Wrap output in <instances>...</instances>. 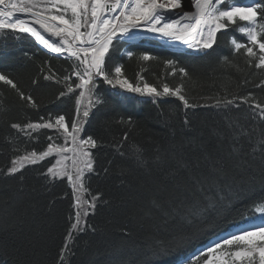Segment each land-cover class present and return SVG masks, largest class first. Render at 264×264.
Wrapping results in <instances>:
<instances>
[{
	"label": "snow or ice",
	"instance_id": "6c2138e0",
	"mask_svg": "<svg viewBox=\"0 0 264 264\" xmlns=\"http://www.w3.org/2000/svg\"><path fill=\"white\" fill-rule=\"evenodd\" d=\"M229 31L245 39L230 37L229 54L218 57L216 63L234 70L239 82L231 90L222 87L211 95H191V86L199 81L176 59L162 61L170 69L168 76L179 77L175 85L163 79L154 85L139 73L132 81L123 65L112 59L114 42L149 38L168 47L182 44L209 56V50L215 51L214 46ZM0 34L17 40L34 38L49 53L66 54L72 61L68 74L59 73L46 61L40 78L31 82L34 89L49 86L43 82L59 86L49 103L71 101L70 116L51 111L41 114L48 105L39 103L10 74L0 72V83L14 94L21 110L38 116L6 122L10 131L0 141L5 158L10 157L0 166V183L10 190L4 193L0 247L23 252L22 264H41L37 251L55 223L49 217L57 201L67 199L70 203L50 264H75L81 243L86 250L94 242H103L107 249L97 248L102 259L88 264H132L123 253L133 229L151 238L143 264H152L148 257L184 248L215 227L217 218H225L251 198L252 206L240 215L253 222L203 248L188 264H264V195L255 196L254 179L258 170L259 189L264 193V96L245 91L249 85L264 91V78L258 83L251 79L264 73V0L243 4L236 0H0ZM126 55L134 54L128 51ZM137 59L160 58L144 53ZM98 84L118 95L146 98L159 110L157 120L166 129L165 139L149 137L150 152L143 145L128 146L125 151L133 132L143 134L141 123L131 116L98 122L102 131L124 126L121 141L106 145L102 135H83L91 117L109 107L106 95L110 93L101 95ZM171 98L179 104L175 111H166L162 105ZM200 109L209 110L211 117L201 116ZM41 135L48 142L37 148ZM105 147L115 150L119 163L114 159L100 163L97 151ZM30 169L46 193L65 180L71 191L52 196L43 208L18 199L24 195L25 172ZM242 173L250 179L238 180ZM93 176L115 178L116 183L110 192L98 189L93 193L89 185ZM101 209L123 215V223L114 219L104 225L94 222ZM95 237L101 239L94 241Z\"/></svg>",
	"mask_w": 264,
	"mask_h": 264
},
{
	"label": "trees",
	"instance_id": "16d2710c",
	"mask_svg": "<svg viewBox=\"0 0 264 264\" xmlns=\"http://www.w3.org/2000/svg\"><path fill=\"white\" fill-rule=\"evenodd\" d=\"M244 1V0H236ZM26 36V35H25ZM235 36L237 39H245L238 32L229 31L228 34L221 38L218 46L215 47V51L209 50V56L192 55V54H176L166 49L156 48L157 43L151 42L150 46L144 44H130L125 42H114L115 51L112 53L113 61L119 62L123 65L125 75L132 81L136 80L137 73L144 77V80L151 84H159L161 79L168 82L170 85H175L179 81V77L168 76L167 73L170 69L166 68L162 61L164 59H176L179 61L180 66L188 68L193 73V80L199 81L198 85L191 86V95H211L219 89L228 88L231 90L239 82V75L230 69L220 68L217 66L218 57L229 54V46L227 41L230 37ZM3 43V44H2ZM131 51L133 57H128L126 53ZM148 53L159 57V60L141 62L137 59L141 54ZM27 54V55H26ZM239 60L241 65L243 61L241 58H235ZM50 62L54 70L61 74H68L71 71L70 64L72 61L64 60L59 57H51L42 52L29 37L25 40L14 39L12 35L0 34V72L10 74L26 92L31 94L42 105H48L47 109H42L41 114H47V112H61L72 115V102L65 100L64 103L59 105H51L49 101L58 94L59 86L50 82H43L48 84V87L33 88L31 82L33 79L40 78L41 68L45 67V62ZM260 78H264V73H257L251 77L255 82H259ZM99 92L104 95L106 92L110 95H106L109 107L101 108L96 112V115L91 117L90 123L86 125V132L83 135L95 133L98 136H103L106 145L115 141H121L122 135L125 131L124 126L113 125L107 131H102L98 122L101 119L112 118L120 119L121 117H132L133 120L138 121L143 126V134H140L139 130L133 132L129 140L126 142L124 150H128V146H140L143 145L148 151H151V147L148 144V138L154 137L158 140L165 139L166 129L162 126V122L157 120L158 109L150 102L146 101V98L133 96L132 94L124 93L118 95L115 90H112L107 85L98 84ZM114 91V92H113ZM245 91H253L257 97L264 96V91L260 89L252 88L251 85L247 86ZM179 101L171 98L169 104L162 105V108L166 111L171 109L175 111V105H178ZM199 114L203 117H211V113L207 109H200ZM37 119L38 116L34 113H25L21 110L19 103L17 102L14 94L8 90V87L0 83V141L4 137L8 136L9 128L6 122H20L29 118ZM40 144L35 145L37 148L46 146L48 142L44 135L40 137ZM23 147V145H21ZM95 151V150H94ZM5 147L3 143H0V166L7 163L8 157L5 158ZM97 156L101 164L105 163L108 159H114L119 163V157L115 154V150L110 147H105L97 151ZM44 166H49L44 164ZM26 187L23 197H18L28 202H36L38 207L43 208L47 205L48 200L52 196L63 195L65 191L70 192L71 189L65 180L63 183H58V186L53 189L52 193H46L41 188V181L35 177L33 170L25 172ZM238 180L248 181L250 177L247 174H240L237 176ZM256 183L255 196L264 195L259 189L260 174L257 170L254 175ZM116 183L115 178L105 180L102 176H93L89 185L93 190V193L102 189L106 193L112 190L113 184ZM246 186V185H245ZM33 188L36 190L33 191ZM10 190L7 185L0 183V216H3V200L7 197L4 193H9ZM70 201L65 199L63 201H57L54 206V212L49 219H54L55 223L53 227L48 230L46 238L41 242V246L37 251V257L41 264H50L52 258L57 251V245L60 241V234L62 231V218L68 210ZM252 206V200L246 199L237 206L238 210L232 211L226 214L225 218H217L215 227L202 233L196 240L186 245L180 250L170 252L168 255L160 257H148L152 261V264H170L177 260L180 255H186L189 252L196 250L199 247L204 246L210 239L216 237L220 233L226 231L228 228L248 219H241L240 211L245 207ZM245 212V216L247 217ZM108 219H114V222L123 223L124 217L115 211L108 209H101L93 221L104 225V222ZM133 236L130 239L128 247L125 249L123 255L126 260L132 262V264H143L146 257L143 255L147 251V245L152 243L151 238L147 233L137 231L133 229ZM160 238L166 239L167 234H160ZM88 239V237H84ZM100 240V237L93 238ZM97 248L101 252L107 249V245L101 242L100 244L93 243L92 247L84 249L83 243H81L80 249L77 251L75 257V264H88L89 261L101 260L102 257L97 253ZM23 252H17L12 247H0V264H22Z\"/></svg>",
	"mask_w": 264,
	"mask_h": 264
},
{
	"label": "rangeland",
	"instance_id": "374dc122",
	"mask_svg": "<svg viewBox=\"0 0 264 264\" xmlns=\"http://www.w3.org/2000/svg\"><path fill=\"white\" fill-rule=\"evenodd\" d=\"M239 3V2H238ZM23 18V17H22ZM141 41H144V42H151V41H153V42H156L159 46H162L161 48H167V49H171L172 51H174V52H176L177 54H181V53H190V54H197V53H195V52H192L191 50H187L186 48H185V46H179V45H174V46H171V47H168V46H165L164 44H163V42L162 41H158V40H156V39H151V38H149V39H142V40H137V41H132V42H128V43H138V42H141ZM123 42V41H122ZM253 221H250V222H247V223H245V224H242V225H240V226H238V227H235V228H233V229H231L227 234H225V235H222V236H220L219 238H216V239H214L213 241H211L207 246H209L210 244H212V243H214V242H217L218 240H220L221 238H224V237H226L228 234H230V233H234V232H236L238 229H240V228H245V227H247L250 223H252ZM206 246V247H207ZM202 250V249H201ZM201 250H199L195 255H198V253L201 251ZM190 259V258H189ZM188 259V260H189Z\"/></svg>",
	"mask_w": 264,
	"mask_h": 264
},
{
	"label": "bare ground",
	"instance_id": "6f19581e",
	"mask_svg": "<svg viewBox=\"0 0 264 264\" xmlns=\"http://www.w3.org/2000/svg\"><path fill=\"white\" fill-rule=\"evenodd\" d=\"M3 44V43H2ZM130 44H132V43H130ZM151 45V44H150ZM176 45H179V46H181L182 44H176ZM182 46H184V45H182ZM59 58H61V57H59ZM114 92V91H113Z\"/></svg>",
	"mask_w": 264,
	"mask_h": 264
}]
</instances>
